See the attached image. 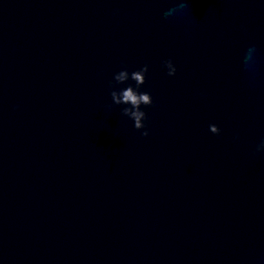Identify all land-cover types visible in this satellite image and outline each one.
Here are the masks:
<instances>
[{
	"label": "water",
	"instance_id": "obj_1",
	"mask_svg": "<svg viewBox=\"0 0 264 264\" xmlns=\"http://www.w3.org/2000/svg\"><path fill=\"white\" fill-rule=\"evenodd\" d=\"M262 138L264 0H0V264H264Z\"/></svg>",
	"mask_w": 264,
	"mask_h": 264
},
{
	"label": "clouds",
	"instance_id": "obj_2",
	"mask_svg": "<svg viewBox=\"0 0 264 264\" xmlns=\"http://www.w3.org/2000/svg\"><path fill=\"white\" fill-rule=\"evenodd\" d=\"M163 66L168 76H174L176 74L177 66L171 58L164 60ZM148 71L149 65L147 63L131 71L128 67H121L113 73L112 81L110 82L111 105L109 106H122L120 111L123 116L131 121L133 128L137 130L142 129L141 135L143 136L149 135V129L146 126L148 114L144 106H149L154 103L152 93L148 90H141V85L145 83ZM129 81H134L135 84ZM116 85L122 86L116 87ZM209 125L208 129L211 133L219 134L221 132L218 124L210 123ZM256 151L264 152V138L256 146Z\"/></svg>",
	"mask_w": 264,
	"mask_h": 264
}]
</instances>
